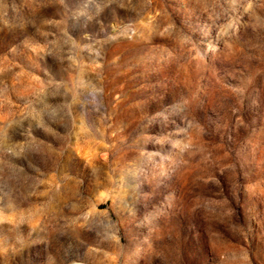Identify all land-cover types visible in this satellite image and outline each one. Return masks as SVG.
I'll return each mask as SVG.
<instances>
[{
	"label": "rangeland",
	"instance_id": "1",
	"mask_svg": "<svg viewBox=\"0 0 264 264\" xmlns=\"http://www.w3.org/2000/svg\"><path fill=\"white\" fill-rule=\"evenodd\" d=\"M0 264H264V0H0Z\"/></svg>",
	"mask_w": 264,
	"mask_h": 264
}]
</instances>
